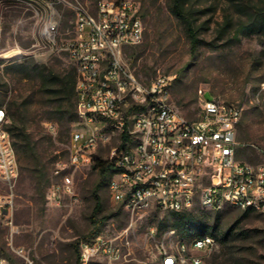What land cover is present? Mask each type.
Wrapping results in <instances>:
<instances>
[{
    "label": "rangeland",
    "instance_id": "1",
    "mask_svg": "<svg viewBox=\"0 0 264 264\" xmlns=\"http://www.w3.org/2000/svg\"><path fill=\"white\" fill-rule=\"evenodd\" d=\"M78 1L94 10L99 0ZM135 1L140 4L146 31L140 44L125 50L128 67L146 82L159 73L175 75L171 101L189 119L199 116L201 90L208 98L243 105L237 130L238 158L262 162L264 99H258L257 93L264 82V26L251 34L240 29L254 20L264 0H190L203 41L194 55L183 23L169 10L170 0ZM41 5L42 12L36 15L25 7L0 2V107L10 113L19 111L18 103L30 101L27 128L37 146L34 152L18 151L13 224L0 225V250L12 256L14 248L23 246L31 250L37 264H82L75 245L90 239L100 174L93 165L77 169L75 195L66 197L60 206L48 203L46 191L55 180V169L69 162L70 132L75 124L70 106L60 113L42 92V82L47 79L42 72L70 70L74 62L66 53L50 48L46 40L49 10L43 0ZM58 8L63 12L61 32L72 35L74 13L62 4ZM226 23L229 27L223 35ZM35 64L41 69L29 74L27 68ZM47 123L56 128L50 131ZM119 142L114 138L102 144L95 157L111 160ZM108 182L98 190L103 206L100 217L109 216L100 233L118 237L124 251L130 253L119 264H166L163 246L175 252L179 242L189 243L174 226L171 212L150 208L132 215L112 199ZM0 192H7L2 183ZM245 211L226 207L205 214L208 225L219 221L220 233L231 227L233 233L226 243L216 239L217 246L211 251L196 252L202 264H264V212ZM192 212L199 214L197 207ZM151 225L157 229L155 237L148 234ZM172 229L175 234L170 233ZM125 237L129 244H124ZM106 263L99 256L90 264Z\"/></svg>",
    "mask_w": 264,
    "mask_h": 264
},
{
    "label": "built area",
    "instance_id": "2",
    "mask_svg": "<svg viewBox=\"0 0 264 264\" xmlns=\"http://www.w3.org/2000/svg\"><path fill=\"white\" fill-rule=\"evenodd\" d=\"M22 6L36 15L41 0H0ZM49 10L46 40L53 50L66 53L77 67L78 121L71 131L69 162L58 165L46 198L61 205L75 195L74 172L93 165L99 146L119 139L112 158L118 168L108 182L112 199L132 215L158 208L190 211L196 204L212 211L226 207L264 212V160L252 163L238 158L237 130L244 106L201 90L200 112L195 119L183 115L171 101L175 75L159 73L141 80L124 60L127 47L144 40L146 25L135 0H99L94 10L78 0H43ZM63 5L74 13L72 35L60 26ZM264 99V82L257 93ZM7 112L0 107V225L13 224L14 186L20 173L18 155L7 129ZM52 131L56 127L47 123ZM124 134L128 139H124ZM264 154V153H263ZM264 156V155H263ZM171 234L176 229L170 230ZM157 235L154 225L148 228ZM99 233L80 243V261L96 257L119 264L130 253L117 240ZM125 237L124 244H129ZM217 246L214 236L179 242L175 252L164 246L166 264H202L196 252ZM8 256L0 250V264H37L30 249L19 246Z\"/></svg>",
    "mask_w": 264,
    "mask_h": 264
},
{
    "label": "trees",
    "instance_id": "3",
    "mask_svg": "<svg viewBox=\"0 0 264 264\" xmlns=\"http://www.w3.org/2000/svg\"><path fill=\"white\" fill-rule=\"evenodd\" d=\"M169 10L183 23L187 36L190 40L191 51L194 55L203 41L199 37V29L195 24V19L193 17L194 11H192L191 9L190 0H170ZM227 22L230 23V20L228 19ZM263 26L264 5H262L257 10L254 20L249 24L245 23L244 25H242L240 30L242 33L251 34L263 28ZM227 27H229L228 23H226V25L222 29L221 33H223V35L226 33L225 30ZM39 69H41L40 65L35 64L32 69L27 68V72L29 73L30 70L39 71ZM44 72H42V74L47 79L42 82V92L49 96L48 98H50V104L54 105L60 113L64 114L66 112L65 109L70 106L73 111L72 119H74L75 124L78 121L76 91L78 71L76 65L74 64L70 70H48L47 73ZM29 102L30 101L27 100L25 103H18L17 108L19 109V111L11 110L10 113H7L10 121L7 125V129L12 137L17 155L20 149L24 148L31 152H34L37 148L36 143L33 139V135L28 131L27 128L28 121L26 112H29ZM128 138V135L124 134V139ZM93 166L96 170H98L100 174V181L96 185L94 193L96 205L91 215L93 228L91 229L88 236L90 237V239L100 233V230L102 229L106 220L109 218V216L100 217L103 206L101 203V198L98 195V190L107 182L111 174L118 170L115 157L111 160H105L95 157ZM195 207H197V211L199 212V214L193 213L192 210L173 211L170 213L172 215L173 224L181 232V235L183 237H188L190 240L197 236L211 235L221 242L226 243L230 238V235L233 233L232 227L227 231L220 233L219 221L214 225H208V223L205 221L207 217L205 214L213 211L202 208L199 204H196ZM250 212L251 210H246L245 214H249ZM90 239L86 238L83 241ZM80 243L81 241H79L78 244L75 245V249L77 251L79 259Z\"/></svg>",
    "mask_w": 264,
    "mask_h": 264
}]
</instances>
